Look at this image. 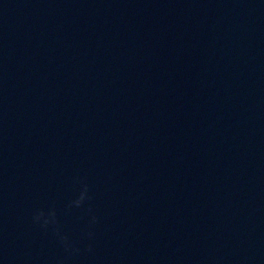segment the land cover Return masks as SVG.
Returning <instances> with one entry per match:
<instances>
[{"label": "water", "instance_id": "95a60500", "mask_svg": "<svg viewBox=\"0 0 264 264\" xmlns=\"http://www.w3.org/2000/svg\"><path fill=\"white\" fill-rule=\"evenodd\" d=\"M119 264H264V0H128Z\"/></svg>", "mask_w": 264, "mask_h": 264}]
</instances>
